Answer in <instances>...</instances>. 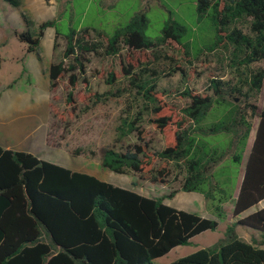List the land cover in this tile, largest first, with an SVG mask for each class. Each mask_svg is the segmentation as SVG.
<instances>
[{
	"label": "trees",
	"instance_id": "trees-1",
	"mask_svg": "<svg viewBox=\"0 0 264 264\" xmlns=\"http://www.w3.org/2000/svg\"><path fill=\"white\" fill-rule=\"evenodd\" d=\"M5 1L14 7L22 5V0ZM196 2V26L210 23L207 38L194 35L170 17L162 34L153 39L146 34L145 12L112 34L92 32L90 27H72L62 34L57 19L36 26L28 18L29 27L17 35L39 59L41 38L48 27L65 39L61 58L48 69L50 89L65 74L75 86L77 74L86 73L92 53L117 55L124 47L154 49L169 39L192 50L196 58L223 49L235 73L233 79H208L211 93L187 87L182 93L190 103L180 112L156 79L126 69L142 107L121 116L116 141L101 151V164L119 174L136 173L152 184L179 180V189H173L168 198L178 191L199 192L220 218L227 216L224 204L234 202L236 220L227 225L223 239L167 264H264V247L242 239L236 231L238 224L248 226L260 231L264 241V207L241 216L264 200V100L262 107L255 103L264 86V66L260 65L264 0ZM72 101L70 91L67 103ZM255 117L254 140L243 163ZM144 123L164 136L162 149L148 138ZM129 136L136 141L123 144ZM83 153L81 148L72 150L74 156ZM217 227L216 219L169 205L165 197L145 196L32 152L0 145V264H155L156 258Z\"/></svg>",
	"mask_w": 264,
	"mask_h": 264
},
{
	"label": "rangeland",
	"instance_id": "rangeland-1",
	"mask_svg": "<svg viewBox=\"0 0 264 264\" xmlns=\"http://www.w3.org/2000/svg\"><path fill=\"white\" fill-rule=\"evenodd\" d=\"M108 4L112 7H107ZM141 12L149 18L146 34L153 39L162 34L170 17L192 29L194 35L204 38L211 35L208 21L200 28L196 26V0H22L21 7L0 0V145L32 152L44 160L93 174L145 196L165 197L169 205L218 221L216 229L204 231L189 244L177 246L154 260L155 264H167L223 239L227 225L236 220L232 214L234 202L224 204L227 216L220 218L198 192L178 191L168 198L173 189H179V180L170 185L152 184L133 172H113L102 166L101 151L115 143L121 116L142 107L141 97L130 84L131 74L126 69L130 68V73L144 72L145 77L156 79L159 87L166 89L167 100L180 112L190 103L182 93L187 87L211 93L208 79H233L235 73L228 66L225 51L205 52L196 58L192 50L169 39L154 49L124 47L117 55L92 53L86 73L77 74L79 79L75 86L71 85L69 74H65L57 86L50 89L48 69L61 58L65 39L56 36L54 27H48L41 38L39 59L17 35L29 27L28 18L36 26L57 19L62 34L69 33L72 27H90L92 32L96 29L112 34ZM260 65L264 66V60ZM70 91L73 101L69 104ZM99 95H102L101 100L95 104ZM263 100L264 86L255 103L261 107ZM236 101L240 103L241 98ZM240 104L244 105L243 101ZM257 123L258 117L253 118L250 140ZM144 125L155 148L162 149L164 136L147 123ZM135 141L134 136H129L123 144ZM74 148H81L84 153L74 156ZM90 150H94L95 155L91 156ZM247 154L248 150L243 163ZM263 206L264 200L241 216ZM236 231L242 239L264 247L260 231L241 224L236 226Z\"/></svg>",
	"mask_w": 264,
	"mask_h": 264
},
{
	"label": "crops",
	"instance_id": "crops-1",
	"mask_svg": "<svg viewBox=\"0 0 264 264\" xmlns=\"http://www.w3.org/2000/svg\"><path fill=\"white\" fill-rule=\"evenodd\" d=\"M107 7H112V4H108V6ZM262 105H263V103H262ZM262 105H261V107H262ZM254 132H255V130H254ZM253 140H254V136H253V139L252 140H250V138H249V140H248V143H247V148H246V151H245V153L247 152V150H248V154H249V151H250V149H251V146H252V143H253ZM245 153H244V157H245ZM248 154H247V156H248ZM247 159V158H246ZM243 168V167H242ZM240 181H241V179H240ZM240 181H239V184H238V187H237V189H236V192H235V195H237V193H238V189H239V186H240ZM199 193V192H198ZM201 194V193H200ZM203 197H204V195L203 194H201ZM204 200H205V202H207V200H206V198L204 197ZM263 201V200H262ZM261 201V202H262ZM260 202V203H261ZM208 203V202H207ZM259 203V204H260ZM258 204V205H259ZM208 205H209V203H208ZM256 206V205H255ZM233 207H234V205H233ZM254 207V206H253ZM264 207V206H263ZM263 207H260V208H263ZM259 209V208H258ZM255 211V210H254ZM253 212V211H252ZM258 231V230H257ZM192 240V239H191Z\"/></svg>",
	"mask_w": 264,
	"mask_h": 264
}]
</instances>
